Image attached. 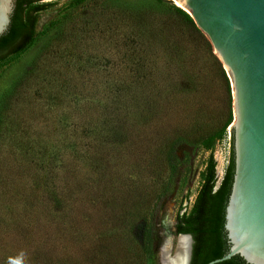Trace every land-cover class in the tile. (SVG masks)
<instances>
[{"label": "rangeland", "instance_id": "obj_1", "mask_svg": "<svg viewBox=\"0 0 264 264\" xmlns=\"http://www.w3.org/2000/svg\"><path fill=\"white\" fill-rule=\"evenodd\" d=\"M171 5L64 0L39 13L25 50L0 62V264H163L164 241L171 239L168 253L176 248L177 215L191 209L210 155L202 141L229 117V86L203 32ZM128 11H145L147 25L161 28L147 57L154 74L168 77L149 105H124V141L106 145L101 163L89 165L76 150H96L85 143L97 119L116 123L118 97L130 103V87L143 86L121 48L128 35L135 39ZM231 139L228 127L214 145L216 189ZM55 144V168L20 154Z\"/></svg>", "mask_w": 264, "mask_h": 264}, {"label": "water", "instance_id": "obj_2", "mask_svg": "<svg viewBox=\"0 0 264 264\" xmlns=\"http://www.w3.org/2000/svg\"><path fill=\"white\" fill-rule=\"evenodd\" d=\"M62 1L39 2L58 6ZM171 1L193 18L231 83L234 175L224 223L229 247L206 264L235 256L247 264H264V0ZM15 2L0 0V37L10 26ZM180 235L190 237L183 263L190 264L193 236L176 233L175 237ZM172 248L168 257L176 254Z\"/></svg>", "mask_w": 264, "mask_h": 264}, {"label": "trees", "instance_id": "obj_3", "mask_svg": "<svg viewBox=\"0 0 264 264\" xmlns=\"http://www.w3.org/2000/svg\"><path fill=\"white\" fill-rule=\"evenodd\" d=\"M40 0H16L13 13L11 15V23L7 31L0 37V62L7 59L10 55L25 50L34 40L36 34V23L38 20L39 13L47 8V4L40 3ZM172 8L178 13L179 17L191 25L195 26V21L188 12L182 8L171 5ZM143 13V14H142ZM142 13H131L128 11V17L125 21L130 27V34L135 36L134 41H131V36L128 35L124 42L121 43V48L124 46L127 48L128 59L131 60L135 70L141 74V81L136 80L137 85L141 83L142 89L138 92L137 89L130 87L129 100L130 103L125 102L123 104L122 98L119 96L118 101L114 104V111L112 110L113 118L111 121H117L110 125L109 119L106 116L98 118V123L94 124V129H98L93 135H88L89 140L85 143L87 147H94L95 151L90 149H83L81 151L76 150L79 157L84 159L85 162H89V165H98L102 161V151L106 145L120 143L124 141L125 134L122 130L123 121L121 116L123 115L124 105L128 107L131 103L138 105L147 106L151 103L154 94L157 91L153 90V87H161V83L165 82L168 77L167 71L162 73L154 74L152 69L154 62L147 57L148 50L152 52V49L156 46L155 40H162L161 28L156 24L148 26L149 22L148 15L144 11ZM117 13L115 18L117 19ZM147 25V26H146ZM197 26V25H196ZM114 42V41H113ZM116 42L114 45H116ZM163 42V41H161ZM147 43V44H146ZM144 44L146 46L145 57L141 55L137 58L139 47ZM154 45V46H153ZM175 50H179L175 48ZM221 62V61H220ZM223 75L227 79L229 88V117L225 124L213 134L207 136L202 144L204 147L210 150V155L207 162L206 171L203 176L202 185L195 197L194 203L189 211L179 213L176 218L175 229L176 233H190L193 236V253L190 264H206L209 261L222 257L228 251V242L226 238V232L224 229L225 223V207L230 195L231 186L234 175V153H233V136H232V149L231 158L227 166L224 177L216 189V160L214 157V145L218 140H221L227 128L233 121V111L231 108L232 104V92L231 85L228 80L227 72L222 63H219ZM175 65V64H174ZM176 66V68H175ZM173 70L176 75L185 73L179 70V65H175ZM179 70V71H178ZM173 73V72H172ZM172 81V78H171ZM173 83V81H172ZM161 85V86H159ZM134 92V93H133ZM141 93V94H140ZM86 137V135H84ZM84 139H82L83 141ZM30 142V141H28ZM70 145L74 146L73 143ZM40 149H25L20 154L26 156L30 163L40 166L42 169L45 167H54V161H58L59 148L56 144L50 148H44L40 146ZM82 147L84 144L82 143ZM92 150V149H91ZM44 175H42V178ZM39 176L37 177V179ZM40 178V179H42ZM51 186L53 193H56L57 186ZM57 195V194H56ZM216 264H247L241 257L235 256L231 259L216 263Z\"/></svg>", "mask_w": 264, "mask_h": 264}, {"label": "bare ground", "instance_id": "obj_4", "mask_svg": "<svg viewBox=\"0 0 264 264\" xmlns=\"http://www.w3.org/2000/svg\"><path fill=\"white\" fill-rule=\"evenodd\" d=\"M170 240L171 239H169L168 242H166L167 240H165L161 247V251L162 248H164V252L162 255L163 264H183L191 248L190 237L188 235H180L179 237H177L176 248H175L176 254L172 257H168V248L170 245Z\"/></svg>", "mask_w": 264, "mask_h": 264}]
</instances>
